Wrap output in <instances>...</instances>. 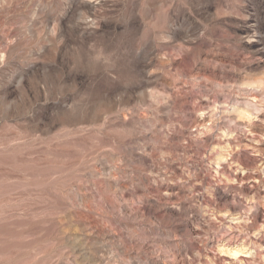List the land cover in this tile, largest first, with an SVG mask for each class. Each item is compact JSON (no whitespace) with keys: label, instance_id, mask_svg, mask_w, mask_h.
I'll list each match as a JSON object with an SVG mask.
<instances>
[{"label":"clouds","instance_id":"9594fccd","mask_svg":"<svg viewBox=\"0 0 264 264\" xmlns=\"http://www.w3.org/2000/svg\"><path fill=\"white\" fill-rule=\"evenodd\" d=\"M0 264H264V0H0Z\"/></svg>","mask_w":264,"mask_h":264},{"label":"rangeland","instance_id":"374dc122","mask_svg":"<svg viewBox=\"0 0 264 264\" xmlns=\"http://www.w3.org/2000/svg\"><path fill=\"white\" fill-rule=\"evenodd\" d=\"M227 251V249H225Z\"/></svg>","mask_w":264,"mask_h":264}]
</instances>
